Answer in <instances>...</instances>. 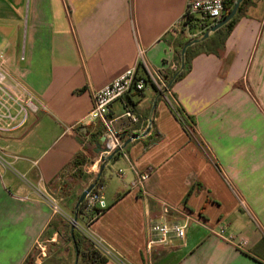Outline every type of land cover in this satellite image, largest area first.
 <instances>
[{"label":"crops","instance_id":"crops-1","mask_svg":"<svg viewBox=\"0 0 264 264\" xmlns=\"http://www.w3.org/2000/svg\"><path fill=\"white\" fill-rule=\"evenodd\" d=\"M185 8L186 0H0L5 85L35 107L24 125L0 132V264H26L72 217L97 176L86 166L104 145L102 122L84 119L93 93L139 51L167 82L180 61ZM205 40L154 107L150 85L110 105L113 129L131 141L106 163L107 207L87 226L116 254L106 264H264V0H247L227 34ZM128 110L138 122L123 116ZM142 172L146 180L134 183ZM163 202L177 208L166 218L185 223L186 233L148 247L147 224ZM219 225L247 245L222 240Z\"/></svg>","mask_w":264,"mask_h":264},{"label":"built area","instance_id":"built-area-1","mask_svg":"<svg viewBox=\"0 0 264 264\" xmlns=\"http://www.w3.org/2000/svg\"><path fill=\"white\" fill-rule=\"evenodd\" d=\"M225 0H186V8L184 9L179 25L185 30H188V25H184L187 18H191L192 21L211 22L212 24L219 20L223 15ZM139 70L142 72L140 73ZM5 70L0 65V132L7 131L13 128L20 127L25 124L30 110H34L35 107L31 102L19 103L17 99L12 95L10 90L5 85L6 74ZM152 86L156 92H163V97L169 93L167 88V82L163 73L156 68H149L143 59L142 52L139 51L138 59L135 63L120 72L110 82L96 90L93 95V107L87 115H85V122H92L94 120H100L104 126L103 128V149L98 153L95 160L90 162L86 166V171L97 174L100 169V164L104 162L108 154L115 149H119L122 152L121 147L124 145V140L120 137L119 133L113 129L112 120L109 118V111L111 103L122 98L125 94L130 92L141 93L146 86ZM169 99V97H168ZM172 113L174 116L190 130L188 120L184 119V112L172 101L168 100ZM123 116L128 118L131 122H138V117L128 111H125ZM96 177L91 180L94 182L93 188L82 201L83 213L92 212L89 216H84V222L76 221L75 228L79 233L92 244L93 248L99 252L101 256L107 259H117L113 250L105 245L100 238L89 233L87 226L89 222L96 216L102 213L106 209L107 203L104 200V184L101 180H96ZM147 178V173L142 172L138 175L136 184H140ZM161 216L157 220H149L147 224L148 229V247L153 245H167L174 238H182L186 233V224L178 221H170L166 218L172 212L177 211V208L170 206V204L163 202L161 204ZM50 206L54 213H60L64 215V212L54 202H50ZM72 222V219L70 218ZM214 233L222 240L233 244L238 249H243L247 245V240L239 235L227 233L226 227L219 225ZM264 244V239H263ZM264 262V258H263Z\"/></svg>","mask_w":264,"mask_h":264},{"label":"rangeland","instance_id":"rangeland-1","mask_svg":"<svg viewBox=\"0 0 264 264\" xmlns=\"http://www.w3.org/2000/svg\"><path fill=\"white\" fill-rule=\"evenodd\" d=\"M192 23L193 26H190L188 30H185L181 26L178 27L176 32L181 40L186 38L187 34L191 35L192 33H196V31H198V26H200L199 21ZM191 37L192 36H189L187 38ZM56 214L61 215L60 213ZM70 218L72 217L65 216L66 223H62V225H60L61 230L53 242L48 243L46 241H42L31 250L26 264H74V247L73 244L67 240V232L71 226ZM83 221L81 219V223H83ZM80 264L91 263L89 260H82Z\"/></svg>","mask_w":264,"mask_h":264},{"label":"water","instance_id":"water-1","mask_svg":"<svg viewBox=\"0 0 264 264\" xmlns=\"http://www.w3.org/2000/svg\"><path fill=\"white\" fill-rule=\"evenodd\" d=\"M242 2H243V0H235V3L233 5L232 9L229 10L228 12L224 13L222 15V17L219 20H217L215 23H213L211 26L207 27L200 36L194 37V38L191 37L185 43H183V45L180 49V61H179L178 68L172 74L171 78H169V80L167 81V88H169L171 86L172 82H174V80L178 77V75L183 71V69L185 67L186 49L190 45L192 46L194 44H197L199 42L204 41L206 38H208L210 35H212L220 27H223L226 24H228L236 15V13L239 10ZM163 93H164V91L160 92V93H158V95H156V98L153 101V107L156 104L157 98L159 96L163 95ZM146 132H147V130L141 136H144L146 134ZM130 141H131V138L127 139L124 142V145L121 147V149H123L125 146H127ZM98 148H99V146H98ZM117 152H119V149H115L114 151H112L110 154H108V156L106 157L104 162L100 164V169L97 173L96 179H98L100 177L106 163H108L114 157V155ZM93 186H94V182L89 183L88 186L81 191V193L79 194V197H77V199L75 201L74 213L72 214V218H71L72 222H71L70 231H69L71 237L73 236L72 234H73V231L75 229V224L77 221L78 207L82 203V201H84L85 197H87L88 193L93 188ZM77 263H78V251H77V248H75L74 249V264H77Z\"/></svg>","mask_w":264,"mask_h":264},{"label":"trees","instance_id":"trees-1","mask_svg":"<svg viewBox=\"0 0 264 264\" xmlns=\"http://www.w3.org/2000/svg\"><path fill=\"white\" fill-rule=\"evenodd\" d=\"M247 2V0H243V2L241 3L240 5V8L239 10L237 11L236 15L234 16V18L228 23L226 24L225 26L223 27H220L218 30H216L213 34H221L222 36H224L225 34H227L229 32V30L231 29V27H233L237 17H238V14L240 12V10L242 9V5L245 4ZM235 3V0H225L224 1V10H223V14L228 12L229 10L232 9L233 5ZM192 22H196V21H192L191 18H187L184 22V25H188V28L190 26H193V23ZM206 21L205 22H200V26H198L199 28L203 25H205ZM183 28V27H182ZM189 38H184L182 40H180V42L178 43V54L180 56V49L183 45V43H185ZM206 41V40H204ZM203 42H200V43H197V44H194V45H190L187 49H186V59H187V54L189 53V51L191 49H193L194 47L204 43ZM179 65V64H178ZM187 70V64L185 65L183 71L178 75V78H181L184 73L186 72ZM172 76V75H171ZM170 76V78H171ZM168 81V80H167ZM185 120H189L186 116L184 117ZM159 138V135L157 134L156 135V138H154V140H157ZM118 153L120 154L121 152H117L114 156L116 157L118 155ZM96 179V178H95ZM96 180H101V177H99L98 179ZM104 211V210H103ZM102 211V212H103ZM90 214H92V212H89V213H83V210H82V203L79 205L78 207V214H77V218L79 216H89ZM73 236L71 237L70 236V233H67V240L69 242H71L73 244V247L74 249L77 248V251H78V264H80V262L82 260L86 261V260H89V262L91 264H106L107 262V258L104 257V256H101L99 254L98 251H96L92 244L83 236V234L79 233L78 230L75 228L74 231H73Z\"/></svg>","mask_w":264,"mask_h":264}]
</instances>
